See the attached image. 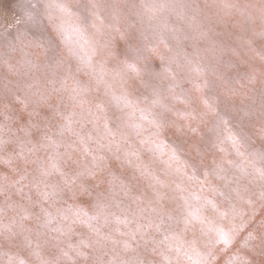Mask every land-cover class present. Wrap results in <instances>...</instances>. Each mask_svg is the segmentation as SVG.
I'll use <instances>...</instances> for the list:
<instances>
[{
    "label": "snow or ice",
    "instance_id": "obj_1",
    "mask_svg": "<svg viewBox=\"0 0 264 264\" xmlns=\"http://www.w3.org/2000/svg\"><path fill=\"white\" fill-rule=\"evenodd\" d=\"M15 25L0 32V264H249L231 246L234 201L264 207V0H21ZM234 28L249 52L259 37V67L218 39Z\"/></svg>",
    "mask_w": 264,
    "mask_h": 264
},
{
    "label": "rangeland",
    "instance_id": "obj_2",
    "mask_svg": "<svg viewBox=\"0 0 264 264\" xmlns=\"http://www.w3.org/2000/svg\"><path fill=\"white\" fill-rule=\"evenodd\" d=\"M187 2H193V0H187ZM194 2L199 3L201 7H203L205 4V0H194ZM213 2L214 0H207V3L210 5L213 4ZM236 2L244 3L245 0H236ZM20 4H21V0H0V32L9 30V31H12L13 34H15V30H16L15 21L19 18V15H20ZM211 11L215 12L216 9L213 8L211 9ZM233 19L234 20L239 19V17L234 16ZM44 23L47 25L48 24L47 20H45ZM48 27H49V31H51V26L48 25ZM218 31L223 32L224 30L220 28L218 29ZM240 32H241V29L234 28L230 30V33H231L230 35H227V36L221 35L220 37H218V39L223 40L226 43L231 44L234 47H237L238 51L241 52L243 57L248 58L250 62L254 63L257 67H259V64H260V60H259L260 48L258 44L259 37L255 38L257 40V43L253 45L255 51L249 52L246 48L240 47L241 41L237 39V34H239ZM201 46H203V42L201 43ZM35 51H40V50H35ZM233 58L235 59V57ZM41 59H43V57H41ZM72 63H73V66H75L77 61L73 58ZM80 75H81V79H87V77H84L83 74H80ZM259 88H260V85L259 83H257L255 85L256 91L252 94L256 97L255 115H258V109H259ZM184 107L185 106L182 104H176V108L178 109H183ZM201 110H203L202 106H201ZM173 119H176L178 123L184 122V118L180 116L173 117ZM211 121H212V118L209 117V127L211 126ZM13 127H15V125H13ZM11 135L12 133H8L5 139H7L8 136H11ZM17 135L22 136L23 134L18 133ZM192 135L196 136L198 134L194 133ZM165 139L169 143H171L175 139V137L173 133L170 131L168 132ZM17 150L19 149L17 148ZM60 150L63 151V148H61ZM50 151H53V150H50ZM40 155L43 156L45 154L41 152ZM151 155H152L151 153L145 154L146 162H148V158ZM7 168H8L7 164L0 165V174H2L3 171ZM117 175H119V171H117ZM48 183L50 185L62 183L61 177L59 176V174H54L51 177V179L48 181ZM255 191H258V189H255ZM250 195H251L252 200L254 201L253 204H248L245 201H234V203H236L237 205V208L243 210V213H244L243 218L245 221H247V224H246L245 230H243L239 234L238 238L233 242V245L231 246V251L235 252L237 249H241L242 252L247 256L249 264H264V253L261 252V249L259 247V241L255 242L256 244L255 249H251V248L243 249L241 245V241L248 235L249 232H252L257 236H259L261 232H264V207L261 206V202L259 201L256 195L251 194V193ZM216 199L218 202L222 200V198L219 197L218 195H216ZM69 203H72V201H69ZM45 207H47V205H45ZM57 207H61V204L58 203L56 207L51 209L53 216L55 217V219H53L52 226H55L57 220L59 219V214L56 211ZM9 215H11V213H9ZM89 215H92V213H89ZM205 216L207 218L206 224L212 228L224 227L225 229H227L230 226L229 220L222 219L217 212L211 209L210 206H209V210L205 213ZM5 222H8L7 218L5 219ZM27 222L30 223V221H27ZM239 222H240L239 218H237L236 223H239ZM92 223H96V222L92 221ZM200 227H201L200 225H197V236L200 235L199 233ZM191 236H192V233L189 232L187 238L190 239ZM76 240L77 238L73 237V243H75ZM63 247L65 248V251H69V253L71 254V250L68 249L66 245H63ZM20 258H27V257L21 256ZM225 258L226 257L222 255L220 258L219 264H223V261ZM3 259H5V257L3 256L2 253H0V260H3Z\"/></svg>",
    "mask_w": 264,
    "mask_h": 264
},
{
    "label": "bare ground",
    "instance_id": "obj_3",
    "mask_svg": "<svg viewBox=\"0 0 264 264\" xmlns=\"http://www.w3.org/2000/svg\"><path fill=\"white\" fill-rule=\"evenodd\" d=\"M0 156H3V153H0ZM3 160H0V165H3Z\"/></svg>",
    "mask_w": 264,
    "mask_h": 264
}]
</instances>
